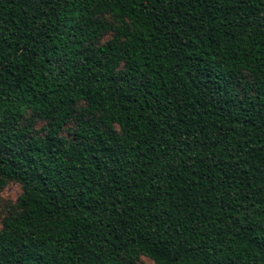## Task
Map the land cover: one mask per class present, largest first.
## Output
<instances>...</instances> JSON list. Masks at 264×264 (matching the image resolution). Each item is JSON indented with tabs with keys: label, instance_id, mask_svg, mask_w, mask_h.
Returning a JSON list of instances; mask_svg holds the SVG:
<instances>
[{
	"label": "trees",
	"instance_id": "trees-1",
	"mask_svg": "<svg viewBox=\"0 0 264 264\" xmlns=\"http://www.w3.org/2000/svg\"><path fill=\"white\" fill-rule=\"evenodd\" d=\"M8 182L0 264H264V0H0Z\"/></svg>",
	"mask_w": 264,
	"mask_h": 264
},
{
	"label": "rangeland",
	"instance_id": "rangeland-1",
	"mask_svg": "<svg viewBox=\"0 0 264 264\" xmlns=\"http://www.w3.org/2000/svg\"><path fill=\"white\" fill-rule=\"evenodd\" d=\"M42 126L43 124L38 125V129ZM74 127L75 125L73 123L69 124L63 135L71 138ZM22 191V186L14 182H8L4 187L0 188V231L4 227V221L18 211L17 202ZM139 264H154V262L147 257H143Z\"/></svg>",
	"mask_w": 264,
	"mask_h": 264
}]
</instances>
